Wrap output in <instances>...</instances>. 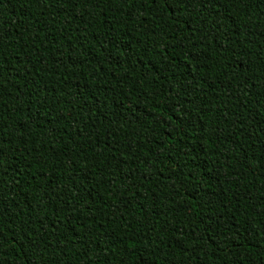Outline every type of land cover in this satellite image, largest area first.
Wrapping results in <instances>:
<instances>
[{
	"label": "trees",
	"instance_id": "1",
	"mask_svg": "<svg viewBox=\"0 0 264 264\" xmlns=\"http://www.w3.org/2000/svg\"><path fill=\"white\" fill-rule=\"evenodd\" d=\"M0 264H264V0H0Z\"/></svg>",
	"mask_w": 264,
	"mask_h": 264
}]
</instances>
